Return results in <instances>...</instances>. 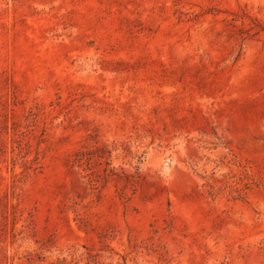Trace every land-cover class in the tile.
Returning a JSON list of instances; mask_svg holds the SVG:
<instances>
[{"label": "rangeland", "instance_id": "1", "mask_svg": "<svg viewBox=\"0 0 264 264\" xmlns=\"http://www.w3.org/2000/svg\"><path fill=\"white\" fill-rule=\"evenodd\" d=\"M0 264H264V0H0Z\"/></svg>", "mask_w": 264, "mask_h": 264}]
</instances>
